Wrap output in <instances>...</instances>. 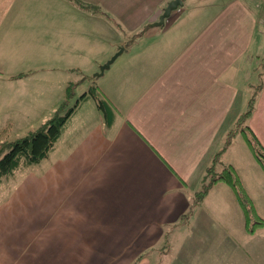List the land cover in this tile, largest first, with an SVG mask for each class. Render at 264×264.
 <instances>
[{
	"label": "crops",
	"instance_id": "0c3cea01",
	"mask_svg": "<svg viewBox=\"0 0 264 264\" xmlns=\"http://www.w3.org/2000/svg\"><path fill=\"white\" fill-rule=\"evenodd\" d=\"M79 1L0 0V83L46 97L58 72L67 83L88 73L82 80L113 115L107 124L93 99L79 104L70 138L35 182L38 202L23 208V228L8 223L9 248L16 239L22 252L0 254V264H152L164 241L169 261L200 251L182 264H264V170L248 142L250 134L264 146V76L247 128L235 126L255 63L264 67V4L182 0L188 13L157 29L149 25L171 0ZM88 44L96 49L85 56ZM119 48L102 76L85 71L98 72ZM7 101L26 110L31 95L15 90ZM219 151L215 170L229 167L241 195L221 180L192 208ZM21 231L34 236L24 242Z\"/></svg>",
	"mask_w": 264,
	"mask_h": 264
},
{
	"label": "rangeland",
	"instance_id": "374dc122",
	"mask_svg": "<svg viewBox=\"0 0 264 264\" xmlns=\"http://www.w3.org/2000/svg\"><path fill=\"white\" fill-rule=\"evenodd\" d=\"M82 1V0H81ZM87 7H94V3H87ZM97 7V6H96ZM182 7V6H181ZM181 7H179L177 10L173 11L171 13V17L174 14H187L189 11V8H184L182 11ZM98 8L101 9L99 6ZM209 12V11H208ZM195 14V13H194ZM196 15V14H195ZM215 12L210 11L208 16H214ZM157 29H162L163 27H154ZM93 43L95 42H101V38H96V39H91ZM96 44V43H95ZM96 47L93 44H88V48L85 51V56H88V53L95 50ZM101 55L97 54L96 55V66L99 63ZM64 59L66 60V55H64ZM63 60V61H65ZM264 60V59H261ZM260 61H257L255 63L256 68H257V74L262 75V66L259 64ZM104 64V63H103ZM101 64V65H103ZM65 65H69L65 61ZM101 65H98L100 67ZM86 72H89L91 75L90 77H93L95 73L85 70ZM69 75L67 78L68 83L71 82L73 86H71L70 92L71 94L66 97V87L68 85L65 77H62V80L58 76L60 73L58 72L57 74V83L53 81V84L51 81L48 82L46 86V97L42 96H37L33 93L28 92L27 94H24V91L21 93H17L19 91V88L15 89L12 83H0V131L4 128L9 129V136L12 138H18L21 136H24L27 134V132L34 131L36 130L40 124L45 122L47 119L52 117L55 112L59 109V111L63 110L65 112L67 109L73 107L76 103V101L79 99L82 93H84L88 87L91 85V82L85 83L82 79L88 76V73H83V76L81 77V80H78V76L76 74ZM63 82L62 85H60V82ZM258 78H256L255 81H253V85L256 88L258 85ZM57 84L55 86V83ZM249 87V93H251L254 90ZM27 88V87H24ZM16 90L17 96L19 95H31V102H30V107L27 108L26 110H13L11 108H8V101L7 99L14 94ZM249 95V96H250ZM88 102H86L88 105L91 102L90 98ZM82 103V102H81ZM17 106H20L22 104H28V102H23L20 98H17ZM65 104V105H64ZM92 105V104H91ZM246 111V110H245ZM76 120L73 118L70 120H67L64 125V128L62 130V134L66 128V133L64 135V138H62L61 142L58 144L54 145L53 151L49 153L48 157L43 159L40 163L34 164L31 166H20L18 169H16L13 174L6 178L3 179L0 182V254L2 253H7L8 250L12 251V253H20L22 252L21 246L22 244L18 243V240H11L12 243H15L14 248L16 250H12L9 248V242H8V223L9 222H14L16 227L21 225V229L23 228L22 225L24 224L23 220L24 217L26 216L23 208L25 206H35L36 203L38 202V194L35 192H38L39 188L38 185L35 184L36 180L38 181L39 184V176L41 173V169H43V165L46 166L49 163H52V161H56L57 156L59 154V151H61V147L63 142L70 138L71 135V129H73V126L76 124ZM61 134V135H62ZM37 177V178H35ZM37 190V191H34ZM38 205V204H37ZM36 221L39 223L38 216ZM19 232V231H17ZM22 232V235H20V239L25 242L24 238L30 239L31 236H34V231L27 232V235L25 236ZM37 232V231H36ZM179 235H175V237H178ZM24 239V240H23ZM181 243H183L184 239L181 238ZM169 242L164 241L162 244H159L158 246L155 247V258L152 264H182L183 260L182 257L191 258L193 256H199L200 251L198 253H195L193 255H188V257L183 256L182 252H179L177 254V259H174V251L171 254L170 258H173L172 261H169L163 254H165L169 249ZM177 260L180 262L178 263ZM137 263V261H136ZM201 264L199 263V260L197 259L196 262H193V264ZM135 264V263H133ZM185 264V260H184Z\"/></svg>",
	"mask_w": 264,
	"mask_h": 264
},
{
	"label": "trees",
	"instance_id": "16d2710c",
	"mask_svg": "<svg viewBox=\"0 0 264 264\" xmlns=\"http://www.w3.org/2000/svg\"><path fill=\"white\" fill-rule=\"evenodd\" d=\"M71 1L79 3L83 6L79 0ZM87 8L91 9L95 13H102L96 6ZM262 76H264V71L262 72L261 76L258 75V85L256 88L254 87V90L248 100L246 111L238 117L235 126H241L242 129L247 128L246 122L253 112L257 92L262 87ZM71 86H73V84L69 83L66 87V97L71 94ZM87 98L94 100L97 109L103 114L106 123L110 124L113 115L109 111V106L96 93L95 85H90L88 89L81 94L73 107L67 109L65 112H63V110L59 111V108L52 117L40 124L36 130L27 132L26 135L18 138H12L9 136L8 128L2 129L0 131V182L3 179L10 177L20 166H31L38 164L43 159L47 158L55 143L61 136L65 123L76 110V108H78L79 104ZM233 133L234 132L231 131L227 134L223 149H226L231 144ZM248 142L251 146H253L255 156L264 170V146H261L255 140L253 135L250 134L248 135ZM219 154L220 151L215 155L212 164L207 167L205 174L201 179L199 190L193 195L192 208H194V206L203 200L204 196L214 183L221 180L231 183L238 190L239 195H241L240 189H238L237 186L238 181L236 177L228 170L229 167H225L220 173H217L215 170V165L218 163L217 158ZM244 206L247 210V213H249L251 208L246 207V204H244ZM191 211L192 209H190L189 212L183 216V219L188 218V216L191 214Z\"/></svg>",
	"mask_w": 264,
	"mask_h": 264
},
{
	"label": "water",
	"instance_id": "95a60500",
	"mask_svg": "<svg viewBox=\"0 0 264 264\" xmlns=\"http://www.w3.org/2000/svg\"><path fill=\"white\" fill-rule=\"evenodd\" d=\"M183 5L182 0H171L167 3V5L162 9L161 14L158 16L157 21L151 23L150 27H163L165 21L170 18V15L173 11L177 10L179 7ZM123 48H119V50L112 55V57L107 60L103 65L99 67L97 73L94 74V77H100L103 75L105 70H108L110 65L115 61V59L121 54Z\"/></svg>",
	"mask_w": 264,
	"mask_h": 264
},
{
	"label": "built area",
	"instance_id": "2783aa9c",
	"mask_svg": "<svg viewBox=\"0 0 264 264\" xmlns=\"http://www.w3.org/2000/svg\"><path fill=\"white\" fill-rule=\"evenodd\" d=\"M264 4V0H260ZM168 21V20H167Z\"/></svg>",
	"mask_w": 264,
	"mask_h": 264
}]
</instances>
